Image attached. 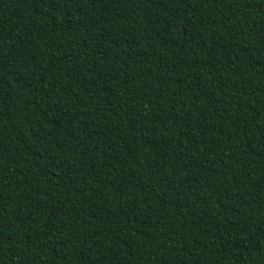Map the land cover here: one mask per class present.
<instances>
[{
    "label": "trees",
    "instance_id": "1",
    "mask_svg": "<svg viewBox=\"0 0 264 264\" xmlns=\"http://www.w3.org/2000/svg\"><path fill=\"white\" fill-rule=\"evenodd\" d=\"M0 264H264V0H0Z\"/></svg>",
    "mask_w": 264,
    "mask_h": 264
}]
</instances>
